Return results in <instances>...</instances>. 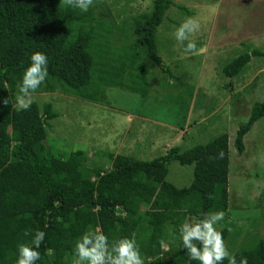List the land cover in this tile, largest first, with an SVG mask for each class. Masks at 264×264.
Masks as SVG:
<instances>
[{
	"label": "trees",
	"instance_id": "1",
	"mask_svg": "<svg viewBox=\"0 0 264 264\" xmlns=\"http://www.w3.org/2000/svg\"><path fill=\"white\" fill-rule=\"evenodd\" d=\"M107 1L93 0L88 11L81 12L63 0H0V101H10L0 102V264H15L17 246L29 243L36 230L45 232L37 264H73L75 242L89 228L103 232L109 246L122 237H134L144 264H189L178 235L180 224L208 212H229L228 133L185 150L171 143L149 160L117 151L118 142L113 151L80 149L60 155L46 143L49 121L59 115L53 104L32 101L27 110L16 109L17 85L37 51L48 57V76L32 94L59 91L101 105H110V88L147 97L145 63L152 60L167 71L156 34L175 1L154 0L151 12L138 14L133 42L114 56L101 41L102 32L110 33L106 28L113 27L103 20L111 12ZM262 55L264 51L257 49L240 54L223 73L233 77L252 56ZM262 117L264 99L255 102L249 119L237 129L238 154L245 152V136ZM124 134L117 140L127 138ZM104 160L111 163L109 168ZM174 161L194 166L188 186L167 179ZM26 204L33 208L12 212ZM230 230L231 226L222 227V237L237 264L241 258L247 264H264V237L251 230L242 237ZM240 238L245 245L237 244Z\"/></svg>",
	"mask_w": 264,
	"mask_h": 264
},
{
	"label": "rangeland",
	"instance_id": "2",
	"mask_svg": "<svg viewBox=\"0 0 264 264\" xmlns=\"http://www.w3.org/2000/svg\"><path fill=\"white\" fill-rule=\"evenodd\" d=\"M174 1L156 34L167 71L156 67L152 60L145 63L147 97L110 88V105H101L59 91L34 93L32 101L40 106L51 102L53 110L59 113L49 121L46 143L54 153L67 155L80 149L93 153L113 151L118 142L117 151L149 160L162 155L167 144L169 147L175 143L185 150L228 133L229 212L218 227L231 226L230 232L239 231L242 237L248 230L252 235L264 237V117L245 136L244 153L238 154L234 145L240 124L249 119L255 102L264 99V55L252 56L233 77L223 73V68L240 54L253 49L264 51V0ZM107 2L106 9L111 12L103 20L113 27L106 28L110 33L102 32L101 41L111 48L114 56L133 42L134 18L142 12H151L154 0ZM189 18L199 25L198 31L189 36L196 42L195 54L185 52L174 37L175 29ZM141 113L151 122L133 116H142ZM184 125L185 130H181ZM171 126L178 128V133ZM123 133L127 138L117 140ZM93 153L90 154L97 160L99 155ZM104 161L109 168L111 163ZM169 168L168 180L179 187L191 183L193 165L182 166L174 161ZM32 208L33 205L26 204L13 208L12 212ZM237 244L245 242L240 238Z\"/></svg>",
	"mask_w": 264,
	"mask_h": 264
},
{
	"label": "clouds",
	"instance_id": "3",
	"mask_svg": "<svg viewBox=\"0 0 264 264\" xmlns=\"http://www.w3.org/2000/svg\"><path fill=\"white\" fill-rule=\"evenodd\" d=\"M66 6L87 12L93 0H63ZM199 25L189 18L182 22L174 32L175 40L184 46V51L195 54L197 45L189 39L190 34L198 31ZM185 41L187 43L185 44ZM48 76V57L43 52H34L30 56V63L24 69L18 93L15 96L17 110H27L32 104V93L45 81ZM7 105L10 101H2ZM223 211L208 212L202 218H193L190 222L180 224L178 228L182 248L186 250L189 264L197 261L199 264H237L235 256L231 255L222 237V228L218 222L224 219ZM25 236L29 235L25 231ZM45 232L36 230L29 243L17 246L15 264H37L40 260L38 249L44 241ZM73 264H144L140 248L134 237H122L113 241L109 246L108 237L101 231L89 228L75 242L73 249ZM239 264H247L245 258Z\"/></svg>",
	"mask_w": 264,
	"mask_h": 264
},
{
	"label": "crops",
	"instance_id": "4",
	"mask_svg": "<svg viewBox=\"0 0 264 264\" xmlns=\"http://www.w3.org/2000/svg\"><path fill=\"white\" fill-rule=\"evenodd\" d=\"M135 118H137V119H142V120H148V121H150L151 122V119H149L148 117H146V116H139L138 114H137V116L134 114L133 115ZM160 125H166V123H161V122H158ZM168 126V125H167ZM173 129L174 128H176V127H174V126H171ZM166 147H168V144L166 145Z\"/></svg>",
	"mask_w": 264,
	"mask_h": 264
}]
</instances>
